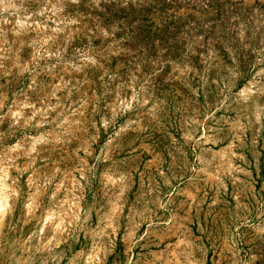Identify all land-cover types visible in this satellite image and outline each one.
<instances>
[{"label": "rangeland", "instance_id": "rangeland-1", "mask_svg": "<svg viewBox=\"0 0 264 264\" xmlns=\"http://www.w3.org/2000/svg\"><path fill=\"white\" fill-rule=\"evenodd\" d=\"M0 264H264V0H0Z\"/></svg>", "mask_w": 264, "mask_h": 264}]
</instances>
